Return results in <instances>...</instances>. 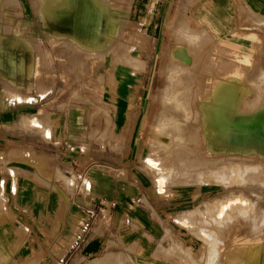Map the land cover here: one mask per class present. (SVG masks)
Segmentation results:
<instances>
[{
    "label": "rangeland",
    "instance_id": "374dc122",
    "mask_svg": "<svg viewBox=\"0 0 264 264\" xmlns=\"http://www.w3.org/2000/svg\"><path fill=\"white\" fill-rule=\"evenodd\" d=\"M96 1L0 0V44L3 43L4 51L7 43L17 42L23 34L20 29L28 24L34 36L30 48L35 69L48 68L52 72L53 79L56 77L52 97L60 102L59 108L65 113L70 109L82 120L79 126L86 135H79L84 138L76 143L75 150L88 158L82 160V170L77 176L82 178L84 169L92 165H127L126 168L132 169L142 183L160 196L175 197L193 191L195 200L202 196L200 185L218 183L221 193L213 200H223L226 205H219L223 208L233 206L224 221L235 216L241 226L257 229L258 239L264 241V145L258 143V140L264 141V135L247 138L253 131L263 133L257 128L262 124L264 128V81L258 79L256 86L260 89L255 92L247 86L244 77L249 70L263 71L260 49L250 48L257 55L254 63L246 58L240 52L244 49L232 42L233 37L224 35L223 27L215 26L211 16L209 20L203 17V0H189L190 9L177 11H173V0ZM258 27L264 29V21H259ZM97 44L102 46L98 49ZM4 51L1 53L7 59L2 58V62H13L19 56L16 51ZM126 69L130 80L124 93H120L117 70ZM170 75L174 77L172 80ZM171 87L178 89L172 90L174 94L165 104L162 95ZM233 100L239 102L235 108L239 116H260L261 125H252L250 131L231 126L230 132L233 128L242 130V145L238 140L226 143L242 149L238 153L219 155L217 143L210 145L209 138H205L208 131H214L207 109L221 101L234 103ZM221 107L222 116L232 121L233 106ZM206 116L207 123L202 122ZM108 117L111 123L106 122ZM19 123L27 124L20 120ZM100 135L104 136L103 148L96 140ZM246 140L254 143L248 148ZM153 142L156 149H152ZM155 143H159L158 148ZM9 173L13 178L19 176L16 169H10ZM72 183L69 182L68 190ZM169 188H173V193L165 191ZM219 208L215 214L202 217L203 222L201 218L198 225H193L197 232H204L200 234L205 240L223 222L210 220L218 215ZM0 210H6L3 202ZM178 223L187 226L186 220ZM22 231L27 230L22 227ZM24 261L38 262L29 257Z\"/></svg>",
    "mask_w": 264,
    "mask_h": 264
},
{
    "label": "crops",
    "instance_id": "0c3cea01",
    "mask_svg": "<svg viewBox=\"0 0 264 264\" xmlns=\"http://www.w3.org/2000/svg\"><path fill=\"white\" fill-rule=\"evenodd\" d=\"M191 5L189 0H173V11ZM201 10L253 63L257 55L250 48H259L264 67V29L258 27L264 21V0H203ZM20 30L23 34L12 43L17 48L7 43L4 51L0 44V62L7 59L2 51L19 54L13 62L0 63V203L6 209L0 210V264H29L24 261L28 257L36 258L33 264H264V241L257 229L241 226L235 216L211 231L209 240L193 229L224 202L213 200L221 193L218 183L200 185L202 196L195 200L193 191L160 196L127 165H92L79 178L82 160L88 158L75 150L84 138L79 135H86L79 126L82 120L70 109L65 113L59 108L52 97L56 77L48 68L34 67L33 30L28 24ZM117 76L118 90L124 93L130 75L126 69L117 70ZM244 77L256 92L264 69L249 70ZM233 101L217 106H233L231 117L237 119L239 102ZM36 118L42 123L28 124L27 119ZM23 119L27 124L19 123ZM106 122L111 123V117ZM100 136L96 140L103 148ZM215 138L219 155L242 149L226 143L238 139L242 145L240 129ZM10 169L19 176L13 178ZM179 220H186L187 226Z\"/></svg>",
    "mask_w": 264,
    "mask_h": 264
},
{
    "label": "bare ground",
    "instance_id": "6f19581e",
    "mask_svg": "<svg viewBox=\"0 0 264 264\" xmlns=\"http://www.w3.org/2000/svg\"><path fill=\"white\" fill-rule=\"evenodd\" d=\"M64 1V0H63ZM84 1V0H83ZM96 1V0H95ZM60 2V1H59ZM96 2H98V1H96ZM65 3V2H64ZM76 3V2H75ZM86 3V2H85ZM63 4V3H62ZM98 5H99V3H98ZM96 6V5H95ZM65 7V6H64ZM68 7V6H67ZM100 7V6H99ZM69 8H70V4H69ZM68 8V9H69ZM54 9H56V8H54ZM50 10V9H49ZM103 12V11H102ZM49 15H50V12L48 13ZM99 14V13H98ZM97 39V38H96ZM84 40V39H83ZM82 40V41H83ZM90 41V40H89ZM103 43V42H102ZM98 45V44H97ZM96 46V45H95ZM102 46V45H101ZM100 46V44L98 45V49H99V47H101ZM91 47H93V46H91ZM96 48V47H95ZM101 51V50H100ZM101 54V53H100ZM102 55V54H101ZM184 73H185V71H183ZM182 73V72H181ZM180 73V74H181ZM174 74V73H173ZM186 74V73H185ZM184 74V75H185ZM188 75V74H187ZM187 75H185V76H187ZM174 76H176V75H174ZM177 76H179V74H177ZM183 76V75H182ZM169 77H171V75L169 76ZM184 77V76H183ZM172 78H174L173 76L171 77V80H172ZM174 80V79H173ZM169 82H170V80H169ZM220 86V85H219ZM221 87V86H220ZM215 88V87H214ZM173 89H178V87H171V88H169V89H167L168 91H165L164 92V95H162L163 96V101H164V103L165 104H167L168 102H169V99L172 97V95L174 94L173 92H172V90ZM215 90H217L216 88H215ZM214 90V91H215ZM220 91V90H219ZM258 91V90H257ZM258 93V92H257ZM212 95H213V92L211 93ZM217 94H218V92H217ZM216 94V95H217ZM210 97H211V95H210ZM213 97V96H212ZM215 99V98H214ZM209 100V99H208ZM210 101V100H209ZM212 101V100H211ZM204 102V106H205V104H207V103H205V101H203ZM209 104V103H208ZM208 104H207V106H208ZM206 106V107H207ZM210 106V105H209ZM205 107V108H206ZM204 107H203V105H202V109H203ZM207 109V108H206ZM206 109H205V111H206ZM207 110H209L208 112H210L211 113V116L209 115V117H211L209 120H210V122H211V128L212 129H214V131H208L209 133L207 134H205V138H209L208 140H209V142L208 143H210V145H214V144H216V142L218 141L216 138H215V136L216 137H218V136H220V135H225V136H231V132H230V127L231 126H233L234 128H248V130L250 131L252 128H251V126L252 125H258L259 123H260V125H261V117L259 116V117H252V118H244V117H238L237 119H233L232 121L231 120H229V118H224L223 116H222V113H223V111H224V109H222V107L221 106H217L216 104H213L212 105V107L209 109V107H208V109ZM226 110V109H225ZM207 112V113H208ZM225 113H227V112H225ZM224 114V113H223ZM207 115V116H208ZM228 115V114H227ZM207 116H206V118H204V120L202 121V122H204L205 120L206 121H208V119H207ZM225 116V115H224ZM28 120V124H33V125H35V123L37 124L38 123V119H33V120H31V119H27ZM23 121L25 122L26 120L25 119H23ZM205 121V123H207ZM210 122H208V125L210 124ZM205 123H203V126H204V124ZM39 124V123H38ZM201 126V125H200ZM202 127V126H201ZM205 127H206V124H205ZM232 127V128H233ZM257 127V126H256ZM263 127V124L260 126V127H258L257 129H262L263 130V133H258L257 131L256 132H251L250 134H248L247 135V138L248 139H250L252 136L254 137V136H258V135H264V128H262ZM233 128V129H234ZM211 129V130H212ZM48 130H49V128L46 126L45 128H44V133L46 134V136H47V133H48ZM167 133H168V131H167ZM161 134V133H160ZM235 137V136H234ZM237 137V136H236ZM222 139V138H221ZM238 140V139H237ZM250 142H252V141H248V140H246V144L248 145L247 147L249 148L250 147V145H252L253 143H250ZM258 143L259 144H261V145H264V141H259L258 140ZM156 144V143H155ZM157 144H159V143H157ZM156 144V147L158 148V146L159 145H157ZM257 144V143H256ZM153 148L152 149H156L155 148V146H154V142H153ZM163 145V144H162ZM169 145V144H168ZM168 145L166 146L165 145V147L167 148L168 147ZM170 145H172L173 146V144L170 142ZM169 145V146H170ZM209 145V144H208ZM174 147V146H173ZM163 148H164V146H163ZM170 148V147H169ZM177 148V147H176ZM244 148H246L245 146H244ZM160 149H161V147H160ZM171 149H172V147H171ZM174 149V148H173ZM172 149V150H173ZM247 149V148H246ZM175 150V149H174ZM177 150V149H176ZM168 151V150H167ZM178 151V150H177ZM162 152V151H161ZM166 152V151H165ZM156 153V152H155ZM152 154V153H151ZM162 154H164V153H162ZM161 154V155H162ZM167 154V153H166ZM165 154V155H166ZM170 154V153H169ZM169 154H167V155H169ZM172 155V154H171ZM148 157H150L151 158V156H148ZM150 158H147L148 159V162H151L150 164H154L151 160L152 159H150ZM152 158H156L154 155H152ZM161 159H162V157H161ZM164 159V158H163ZM162 159V160H163ZM172 159V158H171ZM166 160V159H165ZM173 161H175L174 159H172ZM157 161H159L158 159L156 160V163H158ZM164 161V160H163ZM168 161V160H167ZM172 161V162H173ZM177 161V160H176ZM166 162V161H165ZM167 163V162H166ZM169 163V162H168ZM176 163H179V162H176ZM199 164V163H198ZM175 165H177V164H175ZM179 165V164H178ZM178 165H177V167H178ZM195 166V165H194ZM176 166H174V168H175ZM210 168V167H209ZM159 169V168H158ZM194 169V168H193ZM177 170V169H176ZM207 172V171H206ZM164 173V172H163ZM262 173H263V176H264V167H263V171H262ZM174 174V173H173ZM203 174H204V172H203ZM210 174V173H209ZM205 176H208V174L206 175V174H204ZM204 175H203V177H204ZM211 175V174H210ZM210 175H209V177H210ZM212 175H213V173H212ZM175 176V175H174ZM173 176V177H174ZM178 176V175H177ZM161 178H162V176H160ZM201 177H202V175H201ZM213 177V176H212ZM160 178V181H159V184H163V181H161V180H163V179H161ZM178 178V177H177ZM205 178V177H204ZM204 178H203V180H204ZM207 179H210V178H208V177H206ZM215 178H216V176H215ZM218 178V177H217ZM264 178V177H263ZM262 178V179H263ZM175 178H173V180H174ZM200 179V178H199ZM213 179V178H212ZM176 180V179H175ZM211 180V179H210ZM216 180V179H215ZM177 181V180H176ZM200 181V180H199ZM202 181V180H201ZM212 181H214V180H212ZM156 182H158V180L156 181ZM161 182V183H160ZM169 182V181H168ZM175 182V181H174ZM161 184V185H162ZM161 185H159V186H161ZM164 187V186H163ZM162 187V188H163ZM159 188V187H158ZM160 189V188H159ZM166 192H170V193H173V188H169L168 189V191L167 190H165ZM174 192H180V190H174ZM238 201V200H237ZM240 201V200H239ZM228 201H226L225 203H227ZM232 202V204H233V201H231ZM230 202V203H231ZM244 202V201H243ZM235 203V202H234ZM237 203V202H236ZM242 203V202H241ZM2 204V203H1ZM245 204V203H244ZM223 205H224V203H223ZM226 205V204H225ZM224 205V206H225ZM238 205H240V204H238ZM243 204H241L240 206H242ZM219 207H222V208H219ZM218 208L220 209L219 210V213H218V215L216 214V216L215 217H212V218H210V220L211 221H217V223H218V221H224V216H225V214H227L228 212H231L232 210H233V206H228L227 205V207H224L223 208V206H219ZM218 208H217V210H218ZM243 208H244V206H243ZM236 212V211H235ZM238 212V211H237ZM242 213V212H241ZM240 213V214H241ZM239 214V213H238ZM244 214V213H243ZM242 215V214H241ZM244 216V215H243ZM227 217V216H226ZM257 218V217H256ZM228 219V218H227ZM201 220V219H200ZM199 220V221H200ZM205 220H209V218L207 219V218H205ZM226 221V220H225ZM202 222H203V218H202ZM212 223V222H211ZM216 223V222H215ZM220 223V222H219ZM205 224H206V222H205ZM213 224V223H212ZM203 225V224H202ZM216 225V224H215ZM217 226V225H216ZM211 227V226H210ZM215 227V226H214ZM213 227V228H214ZM202 228V227H201ZM205 229V231H206V229L207 228H204ZM203 229V230H204ZM198 230H202V229H198ZM202 232V231H201ZM200 232V233H201ZM207 232V231H206ZM202 233H204V232H202ZM208 233V232H207ZM206 234V233H205ZM208 236V235H207ZM204 237V236H203ZM207 239V238H206ZM211 253V252H210Z\"/></svg>",
    "mask_w": 264,
    "mask_h": 264
}]
</instances>
